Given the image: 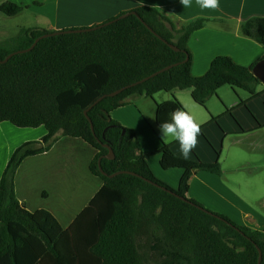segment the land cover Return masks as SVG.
<instances>
[{"label":"trees","instance_id":"16d2710c","mask_svg":"<svg viewBox=\"0 0 264 264\" xmlns=\"http://www.w3.org/2000/svg\"><path fill=\"white\" fill-rule=\"evenodd\" d=\"M23 10L0 0V12L6 17L18 16ZM132 12L138 17L121 18ZM208 22L200 18L178 28L158 10L140 7L96 30L44 38L30 52L0 64V123L47 131L41 141L24 143L14 151L0 179V264H150L145 249L155 257L153 264H258L259 251L264 264V232L238 225L187 197L194 174H222L218 162L185 160L164 145L161 167L184 171L174 190L154 176L135 132L111 118V112L126 105L133 95L153 97L160 92L191 90L193 101L205 107L220 88L230 86L247 92L250 100L258 98L261 82L253 74L257 63L243 67L219 57L204 77L191 75L188 40ZM82 29L90 28L69 30ZM53 33L21 29L15 37L0 42V61ZM241 33L264 49V18L243 22ZM173 65L177 66L103 99L88 112L91 123L86 118L85 111L102 96ZM176 108L184 109L177 99L157 104V127ZM60 134L80 138L97 151L90 172L103 181L66 230L46 210L27 211L14 191L22 162L48 152ZM105 145L113 150L114 160L106 158ZM119 172L136 176L109 177Z\"/></svg>","mask_w":264,"mask_h":264},{"label":"crops","instance_id":"0c3cea01","mask_svg":"<svg viewBox=\"0 0 264 264\" xmlns=\"http://www.w3.org/2000/svg\"><path fill=\"white\" fill-rule=\"evenodd\" d=\"M8 1L24 10L13 18L0 12L1 39L7 33L15 35L24 28L53 32L92 28L121 13L148 7L171 19L178 28L196 19L209 20L205 28L192 34L188 40L194 78L204 77L219 57H226L243 67H251L264 58L263 47L241 33L243 22L264 18V0H220L217 10L201 9L196 0H192L189 8H183L180 0ZM13 24H17L15 32L2 31ZM219 96L225 113L212 114L209 122L202 117L196 118L201 125L199 143L187 160L198 158L204 163L220 164L226 139L236 136L237 139L233 138L231 143L237 146L238 138L257 136L264 128V109L258 103L251 101L246 105L251 116L248 119L242 111L244 109L239 108L244 106L227 100L222 93ZM190 98L191 90L160 92L153 98L133 95L127 99L126 105L111 112L113 120L135 132L154 176L174 190L179 188L184 171L178 168L164 170L160 164L161 150L164 145H169L175 156L182 158V155L178 142L170 140L165 143L160 139L156 105L177 99L193 114L192 103H196ZM46 134L44 127L20 129L8 122L0 123V179L17 148L27 142L41 141ZM96 154L97 151L84 140L60 134L48 152L28 157L19 166L14 178L17 200L30 213L48 211L64 230L68 229L103 186V181L90 172V164ZM223 174V169L221 175L209 172L194 174L187 197L238 225L264 232V189L257 193L245 183L247 189H241L243 183L226 179Z\"/></svg>","mask_w":264,"mask_h":264},{"label":"rangeland","instance_id":"374dc122","mask_svg":"<svg viewBox=\"0 0 264 264\" xmlns=\"http://www.w3.org/2000/svg\"><path fill=\"white\" fill-rule=\"evenodd\" d=\"M16 25L17 24L10 25L9 28L5 27L2 31L15 32V30H18V28L16 29ZM17 34L14 35L12 33H7V35H5L6 37H3V39L0 38V42L7 41L15 37ZM257 92L260 93L262 97L250 100V95L247 92L242 90L234 91L230 86H224L217 91L216 95L209 98L205 107L192 103L193 114L196 118H204V120H207L206 122L211 121L212 114L216 116L223 115L225 113V107L219 96L220 93H222L227 100L229 99L232 102L235 101L238 104H240L241 101L244 102V104L241 105L244 107L239 108L244 109L242 111H245V115L248 119H251L249 110L246 109V105L252 101L258 103L262 109H264L263 83L258 85ZM162 93L166 94L167 92ZM231 116L228 115V117ZM233 138L237 139L236 136H231L230 139H226L224 143L225 149L222 155V163L220 162L224 173L223 176L226 179L238 180L240 183H243L240 187L241 189H247L244 185L245 183L248 184V187H250L249 189L256 190L257 193H262V190L264 189V128L258 132L257 136L248 135L238 138L239 143L236 144L237 146H233L231 143L234 140ZM144 252L149 254L150 264H153L155 261L153 254L147 249H145Z\"/></svg>","mask_w":264,"mask_h":264},{"label":"clouds","instance_id":"9594fccd","mask_svg":"<svg viewBox=\"0 0 264 264\" xmlns=\"http://www.w3.org/2000/svg\"><path fill=\"white\" fill-rule=\"evenodd\" d=\"M183 8L192 6V0H180ZM201 9L217 10L220 0H196ZM160 139L167 143L170 140L178 142L180 153L185 160L189 159L192 151L197 147L201 125L196 117L183 108H176L170 113V119L159 124Z\"/></svg>","mask_w":264,"mask_h":264},{"label":"water","instance_id":"95a60500","mask_svg":"<svg viewBox=\"0 0 264 264\" xmlns=\"http://www.w3.org/2000/svg\"><path fill=\"white\" fill-rule=\"evenodd\" d=\"M130 14H132V15H135V16H137L138 17V15L135 13V12H132V13H129V14H126V15H124V16H122L121 18H124V17H126V16H129ZM99 28H101V27H99ZM91 30H96V27H94V28H90V29H82V30H69V31H60V32H56V33H53V34H48V35H44V36H42V37H40V38H38L35 42H34V44L29 48V49H27V50H23V51H18V52H15V53H13V54H11V55H9V56H7L3 61H0V64H5V63H7L14 55H17V54H24V53H27V52H30L31 50H33L34 48H35V46L38 44V42L39 41H41L42 39H44V38H48V37H50V36H54V35H60V34H72V33H81V32H86V31H91ZM150 30V29H149ZM152 33H154L152 30H150ZM155 34V33H154ZM156 35V34H155ZM158 37V36H157ZM159 39H161L160 37H158ZM162 40V39H161ZM163 42L164 43H166L167 44V42H165L164 40H163ZM170 46V48L171 49H173V50H175V51H178V49L176 48V47H174V46H172V45H169ZM175 66H177V65H173V66H169V67H166L165 69H163V70H161V71H159V72H157V73H155V74H153V75H151L150 77H147V78H145V79H143V80H141V81H139V82H137V83H134V84H132V85H129V86H127V87H124V88H122V89H119L118 91H115V92H113V93H111V94H109V95H105V96H102L101 98H99L87 111H85V116H86V118L88 119V121L91 123V121H90V119H89V117H88V112L95 106V105H97L98 103H100L103 99H105V98H107V97H116V96H118L119 94H121L122 92H124V91H126L127 89H129V88H132V87H134V86H137V85H140V84H143L144 82H146V81H148V80H150L151 78H154L155 76H157V75H159V74H161V73H163V72H166V71H168V70H170L171 68H173V67H175ZM253 74H254V76L261 82V83H263L264 84V59L262 60V61H260L259 63H257V65L254 67V69H253ZM91 129L93 130V126H92V124H91ZM105 147L106 148H108V150H109V153H108V155L106 156V158L108 159V160H114L115 159V155H114V152H113V150L109 147V146H107V145H105ZM99 163H100V161H99ZM100 165V164H99ZM100 169H101V167H100ZM121 174H130V175H134V176H136V174H134V173H131V172H119V173H116V174H113V175H111V176H109L110 178H113V177H115V176H117V175H121ZM148 183H150V184H152L150 181H147ZM179 197V196H178ZM180 198V197H179ZM261 260H262V255H261V252L259 251V259H258V264H261Z\"/></svg>","mask_w":264,"mask_h":264}]
</instances>
